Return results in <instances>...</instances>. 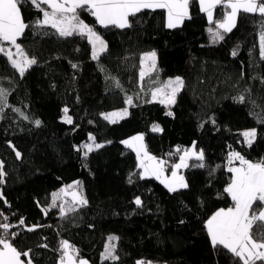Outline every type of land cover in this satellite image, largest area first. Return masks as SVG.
<instances>
[{
    "label": "trees",
    "instance_id": "obj_1",
    "mask_svg": "<svg viewBox=\"0 0 264 264\" xmlns=\"http://www.w3.org/2000/svg\"><path fill=\"white\" fill-rule=\"evenodd\" d=\"M20 7L25 23L42 18L31 3ZM78 11L107 42L98 59H92L86 36L60 37L50 26H30L19 37L36 60L22 76L0 55V88L7 92L0 110V218L17 233L11 243L22 253L30 249L32 264H57L62 240L91 264H235L230 253L212 246L205 224L233 205L224 193L232 175L229 153L264 160V23L258 14L240 12L232 31L214 42L208 32L214 24L197 3L190 4L191 18L171 29L161 9L130 17L127 28H105ZM225 11L217 6L214 20ZM144 51L157 54L153 76L183 78L175 103L151 98V75L139 76ZM124 106L129 113L116 123L104 119V112ZM65 109L72 123L63 118ZM158 123L161 131H152ZM251 127L256 137L249 145L241 133ZM137 132L168 163L179 157L178 147L195 142L207 166L193 167L191 160L184 169L188 186L175 192L154 176L140 179L135 151L122 143ZM92 133L103 147L85 157L81 144ZM75 180H83L87 203L62 215L52 196ZM252 232L254 238L264 234V222H255ZM113 233L119 259L105 261L101 254Z\"/></svg>",
    "mask_w": 264,
    "mask_h": 264
},
{
    "label": "snow or ice",
    "instance_id": "obj_2",
    "mask_svg": "<svg viewBox=\"0 0 264 264\" xmlns=\"http://www.w3.org/2000/svg\"><path fill=\"white\" fill-rule=\"evenodd\" d=\"M23 3H31L35 10L42 14V18H37L34 25L25 23L21 7ZM197 3L202 13H206L207 20L210 24H214V28L210 27L208 32L211 34L213 41L223 40L224 35L221 33L231 32L235 27V22L238 13L258 14L262 23H264V0H0V55L6 56L11 62L13 68L17 69L22 76L28 67L36 63L34 58H29L24 49L17 43L18 37L25 33V30L30 26H50L59 34L60 37H72L79 35L87 37L89 44L92 46V59H98L99 55L106 51L107 45L104 39L99 35L93 27L89 26L80 18L79 11L82 10L90 13L95 17L96 22L107 28L115 26L117 28L131 27L130 17H135L144 10L155 11L157 9L166 11V27H179L185 19H190V4ZM42 5H47L49 10H46ZM221 6L227 9L223 13L222 19L214 20V9ZM4 42L10 43L15 47V53L10 48L4 46ZM237 54L236 50L232 55ZM260 55L264 58V31L260 35ZM17 57V58H14ZM156 53L149 52L143 54L141 64L145 61H150L151 65L148 74L155 70ZM75 68L76 65H73ZM146 75L143 67L139 73L140 79L143 80ZM120 87L119 83H116ZM184 81L180 77L174 80L170 79L163 82L161 87H156L151 91L152 99L155 100L157 95H163L161 103H175L176 94L183 88ZM7 92L0 88V110L2 106H6ZM241 101L244 97H239ZM126 103H133L132 97H127ZM18 111V110H17ZM66 122L72 123L71 117H67L68 110H64ZM105 120L111 123H116L117 118H123L127 115V108L102 114ZM259 122L264 123V117H259ZM37 126L40 121L34 122ZM152 131H161L158 125H154ZM245 141L251 145L256 137V130H247L241 133ZM89 140L93 141L95 148L103 147V145L95 143V137L89 135ZM143 136L137 135L130 140H125L127 147L133 148L139 160L138 168L142 172L136 173L140 179H145L148 176H154L159 179L170 192H175L179 188H186L188 185L184 181V177L177 174V170L189 167L188 161L192 160L193 167L205 168L206 162L203 151H197L195 142L189 149L181 150L179 147L175 150L176 153L183 151L179 155V162L173 163L168 169V161L162 158H157L150 155L145 146L142 144ZM139 142V143H138ZM87 149L84 155L93 150V145L85 144L81 146ZM142 154V155H141ZM17 157L20 156L16 152ZM169 156L173 153H169ZM234 161H239V166H229L227 171L231 173V179L228 185L224 188L226 193L233 202V205L228 208L217 210L209 219H207L205 227L210 237L211 244L214 248H223L230 253L235 264H264V234L254 238L252 226L255 222H264V161L251 162L246 160L238 152H230L228 155V164L232 165ZM3 164L0 162V177L4 175ZM170 171V176H165V172ZM212 173L210 172V175ZM131 182V178L129 180ZM69 185L68 188H72ZM65 192V189L61 190ZM76 193L73 192V201L76 200ZM59 199V194L54 193L52 196V207H56V200ZM135 204L139 207L142 201L139 197L135 199ZM79 203L86 204L87 201L83 198ZM256 205L260 211L257 213ZM47 211V209H45ZM63 215L65 209L60 208ZM3 213L0 212V216ZM7 220V217H5ZM19 223L24 224V220ZM13 225L9 223H0V264H32L29 257L31 250L20 252L13 246L9 237L14 239L17 235L15 232H10ZM33 231L34 228H29ZM118 240V237H108V243L105 245L104 252L101 254L102 259L107 261H116L119 259L116 254V245L113 243ZM46 247V245H45ZM62 256L60 264H77L76 257L78 253L69 244L68 241L60 242ZM21 256L28 258L26 261L21 259ZM78 264H87L86 261L80 259ZM137 264H144L138 261ZM150 264V262H149Z\"/></svg>",
    "mask_w": 264,
    "mask_h": 264
},
{
    "label": "rangeland",
    "instance_id": "obj_3",
    "mask_svg": "<svg viewBox=\"0 0 264 264\" xmlns=\"http://www.w3.org/2000/svg\"><path fill=\"white\" fill-rule=\"evenodd\" d=\"M236 21H237V19H236ZM85 22V21H84ZM86 23V22H85ZM236 23V22H235ZM89 26H91V27H93L92 25H90L89 23H87ZM94 28V27H93ZM95 30V29H94ZM96 31V30H95ZM220 31H222V29L220 30ZM97 32V31H96ZM98 33V32H97ZM99 35H101V34H99ZM261 35V34H260ZM101 37L104 39V37L101 35ZM104 41L106 42V40L104 39ZM106 45H107V42H106ZM108 46V45H107ZM150 52H153V51H150ZM147 53H149V52H147ZM156 58H157V54H156V57H155V62H156ZM143 69H144V71L146 72V75H145V77H147L149 74H148V72H149V68H150V65H151V62L150 61H145L144 63H143ZM153 74H154V72H152V73H150V75H151V77H150V79H149V81H148V87L150 88V91H152V90H154L156 87H161L162 85H163V82H166V81H162L161 79H160V77H158V76H153ZM178 77H180V78H182L181 76H178ZM170 79H172V80H174L176 77H169ZM169 79V80H170ZM183 79V78H182ZM168 81V80H167ZM151 98H152V96H151ZM156 99H158V100H162V99H165V97L163 96V95H160V94H158L157 95V98ZM124 109V107H121V108H113L112 109V112H117V111H121V110H123ZM111 112V113H112ZM65 113V112H64ZM108 114V113H107ZM67 117H71V115L70 114H68L67 113ZM63 118L66 120V115L64 114L63 115ZM155 125H158L159 126V128H160V124L158 123V124H155ZM252 129H255V127H251V128H248L247 130H252ZM246 130V131H247ZM256 130V129H255ZM137 135H142L143 136V141H142V144L145 146V149L147 150V152L150 154V155H153V156H155V157H157V158H162V159H165V160H167L166 158H164V157H158V156H156V155H154L153 153H151L148 149H147V144H146V142H145V135H144V133L143 132H137L136 134H134V135H131V136H128V137H126V139H124L123 141H125V140H130L132 137H135V136H137ZM91 136H93V137H95V134H91ZM254 141V140H253ZM95 143H98L97 141H96V138H95ZM139 143V142H138ZM247 143V142H246ZM85 144H91V145H93V148H95V145L93 144V141H91V140H86V141H84V142H82V144L81 145H85ZM98 144H100V143H98ZM102 145V144H101ZM193 145V144H192ZM196 146V145H195ZM189 148H191V146H189V147H184L182 150H184V149H189ZM83 149V152L85 153V151H87V149H85V148H82ZM133 149V148H132ZM196 150L199 152V151H201V149H199V148H197L196 147ZM233 152V151H232ZM234 152H238L240 155H242L239 151H234ZM136 153V152H135ZM204 153V152H203ZM183 154V151H181V153L179 154V155H182ZM142 155V154H141ZM243 156V155H242ZM244 157V156H243ZM245 158V157H244ZM246 159V158H245ZM138 160V159H137ZM246 160H248V161H251V162H260V161H264V160H261V159H259V160H256V161H254V160H251V159H246ZM168 161V160H167ZM191 160H189L188 161V164L190 165V162ZM177 162H179V157L176 159V160H173V162L172 163H168V165H167V167H168V169H170L171 168V164H173V163H177ZM138 163H139V160H138ZM229 166H239V161H234L233 162V164L232 165H229ZM186 167H184V168H181V169H179V170H177V174L178 175H181V176H183L184 177V181L187 183V178H186V174H184V169H185ZM140 172H142V169H140ZM165 176H170V171H166L165 172ZM148 177H150V176H148ZM69 185H72L73 187L72 188H68V186ZM188 185V184H187ZM62 189H65L66 191L65 192H62L61 190ZM73 192H75L77 195H76V200H75V202L73 201V196H72V193ZM0 193H1V190H0ZM54 193H56V194H59V199H57L56 200V206H60V208H61V206H63L64 207V209L65 210H69V209H72V208H74L78 203H79V201H80V199L81 198H83L84 199V197H85V192H84V189H83V180H75V181H72V183H68V184H65V185H63L62 186V188H59V189H57V190H55V192ZM258 213V212H257ZM110 236H115V237H118V235L117 234H115V233H113V234H109V236L108 237H110ZM66 241H68V240H66ZM109 241H108V239H107V241H106V243H108ZM117 240L116 241H114L113 243L116 245L117 243ZM79 258H82V259H84V260H88L89 262L88 263H90V260L88 259V258H85V257H79ZM86 260V261H87ZM91 264V263H90ZM165 264H167V263H165Z\"/></svg>",
    "mask_w": 264,
    "mask_h": 264
},
{
    "label": "crops",
    "instance_id": "obj_4",
    "mask_svg": "<svg viewBox=\"0 0 264 264\" xmlns=\"http://www.w3.org/2000/svg\"><path fill=\"white\" fill-rule=\"evenodd\" d=\"M45 9L46 10H49L50 11V9H48V7H45ZM22 17H23V15H22ZM24 19V18H23ZM237 19V18H236ZM223 32V30L221 31V33ZM22 36V35H21ZM20 36V37H21ZM18 39H19V37H18ZM18 39H17V43H19L18 42ZM20 44V43H19ZM21 45V44H20ZM4 46L6 47V48H10L11 49V51L13 52V53H15V47L13 46V45H11L10 43H7V42H4ZM22 47V46H21ZM23 48V47H22ZM24 51H25V49H24ZM147 52H150V51H144V53H142V54H145V53H147ZM25 53H26V51H25ZM26 55H27V53H26ZM28 56V55H27ZM29 58H31L30 56H28ZM142 57H143V55H142ZM14 58H17V57H14ZM142 59V58H141ZM155 65H157L156 64V62H155ZM144 65H142L141 64V68L143 67ZM155 69H156V67H155ZM140 71H141V69H140ZM155 71V70H154ZM154 71H152V72H154ZM151 72V73H152ZM145 78V77H144ZM170 78L168 77L167 79H165L164 81H167V80H169ZM177 95V94H176ZM175 99H176V97H175ZM155 100H157V99H155ZM166 104H168V103H166ZM119 108H121V107H119ZM125 108H127V114L129 113V110H128V106H124V109ZM116 109V108H115ZM112 112V110H109V111H107V112H104L103 114H109V113H111ZM125 117V116H124ZM119 119H121V118H117V120H119ZM85 198V197H84ZM81 203H78L76 206H78V205H80ZM75 206V207H76ZM219 210V209H218ZM69 242V241H68ZM69 244L71 245V243L69 242ZM72 247H73V245H71ZM21 259L22 260H25L22 256H21ZM76 259H77V264H78V261L80 260V259H82V258H79L78 256L76 257ZM84 260V259H83ZM87 260V259H86ZM86 260H84V261H86ZM26 261V260H25ZM60 261H61V259L59 260V262L57 263V264H60ZM139 261H141V262H144V264H149V262H146V261H144V260H139ZM87 262V264H90V263H88L89 261L87 260L86 261ZM150 264H152V263H150ZM157 264H165V263H157Z\"/></svg>",
    "mask_w": 264,
    "mask_h": 264
},
{
    "label": "built area",
    "instance_id": "obj_5",
    "mask_svg": "<svg viewBox=\"0 0 264 264\" xmlns=\"http://www.w3.org/2000/svg\"><path fill=\"white\" fill-rule=\"evenodd\" d=\"M3 219H4V218H0V223H2ZM0 231H2V230H0Z\"/></svg>",
    "mask_w": 264,
    "mask_h": 264
}]
</instances>
